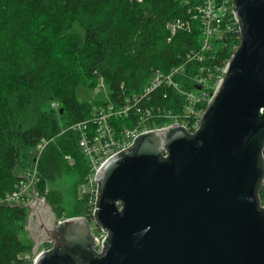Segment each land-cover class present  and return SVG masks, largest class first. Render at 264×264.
<instances>
[{"label": "water", "instance_id": "water-1", "mask_svg": "<svg viewBox=\"0 0 264 264\" xmlns=\"http://www.w3.org/2000/svg\"><path fill=\"white\" fill-rule=\"evenodd\" d=\"M242 42L195 133L179 125L141 134L99 169L97 223L60 226L46 197L30 208L35 264H264V0H234Z\"/></svg>", "mask_w": 264, "mask_h": 264}, {"label": "trees", "instance_id": "trees-1", "mask_svg": "<svg viewBox=\"0 0 264 264\" xmlns=\"http://www.w3.org/2000/svg\"><path fill=\"white\" fill-rule=\"evenodd\" d=\"M194 1L0 0V194L15 188L19 174L32 166L35 148L47 141L39 159L37 188L59 217L84 213L86 200L79 198L78 187L88 163L79 149L78 133L68 127L104 101L81 102L78 82L92 86L102 80L113 101L124 104L144 91L156 69L170 72L183 66L177 79L185 88H194L190 75L214 71L220 59L231 56L223 47L203 62L188 58L199 48V23L193 22L192 32L179 30L176 35L169 24L190 19ZM172 103L182 109L184 98L164 86L138 105ZM260 164L264 166V150ZM72 194L81 200L76 209ZM258 197L263 206L264 176ZM28 211L21 204L0 205V264H10L18 253L32 249L33 240L23 238Z\"/></svg>", "mask_w": 264, "mask_h": 264}, {"label": "built area", "instance_id": "built-area-1", "mask_svg": "<svg viewBox=\"0 0 264 264\" xmlns=\"http://www.w3.org/2000/svg\"><path fill=\"white\" fill-rule=\"evenodd\" d=\"M189 12L190 19L178 18L169 24V29L173 35L179 30L192 32L193 22L199 23L200 31L197 39L199 48L191 50L188 55L190 60L205 61L211 51L218 50L216 46L228 47L231 56L240 47L242 28L235 15L234 0H195ZM230 58L220 59L216 69L214 71L208 69L207 74L202 71L190 75L195 82L194 88H185L177 79L184 71L183 66L173 68L170 72L156 69L144 91L134 95L132 100L128 98L124 104H117L110 98L102 104L94 105L90 116L68 127L78 133V146L88 163V171L79 185L82 191L79 195L86 200L85 212L79 216L86 218L90 224L91 234L97 241L95 251H104V242L109 236V231L99 225L96 218L100 191L97 174L101 166L113 156L132 148L138 137L145 132L175 125L181 126L190 133L197 132L202 125L208 104L225 76ZM204 69L203 67L202 70ZM164 86L176 90L183 96L182 109H175L173 103L172 106L139 107L138 103L141 99ZM100 87L101 85H98V89ZM168 96L166 92L164 98ZM46 145L47 141L35 148L32 166L19 174L20 181L16 183L14 189L6 194H0V205H24L33 201L35 195L46 197L37 188L39 159ZM66 158L71 163L74 162L71 155H66ZM69 218L71 217H58L57 225L60 226ZM33 247L18 253L10 264H35L39 255L52 250L55 243L42 242L36 254L33 252Z\"/></svg>", "mask_w": 264, "mask_h": 264}, {"label": "rangeland", "instance_id": "rangeland-1", "mask_svg": "<svg viewBox=\"0 0 264 264\" xmlns=\"http://www.w3.org/2000/svg\"><path fill=\"white\" fill-rule=\"evenodd\" d=\"M79 30H80V32H82V35L84 37L85 36V31L82 28V26H79ZM220 47L221 46H216V49H219ZM98 85H101L100 89H98ZM76 96L81 102H91V103H93V102H96V101H99V100L106 101V100L110 99L111 98V91H110V88L108 87V85L106 83H104L102 80H99L98 84L94 83L92 86H89V84H87L84 80H81V81L78 82L77 87H76ZM96 105H98V104H96ZM60 119L64 120L65 117H61ZM78 190H79V193L82 194L80 186L78 187ZM79 198H82V197H79ZM79 198L77 196H76V198H74L73 194L71 195L70 202H71V206L73 208H75L77 200L79 202V205H81V200ZM53 209H54V207H53ZM54 211H55V209H54ZM56 214L59 217V214L58 213H56ZM29 215H30V211H28V216H27V221H26V225H25V230H24V233H23L24 234L23 238H24L25 241H28L29 238H30L29 231L27 230V225H28L27 223H28ZM61 215H63V214H61ZM79 215H81V214H78V215H75V216H79ZM33 245H34V242H33Z\"/></svg>", "mask_w": 264, "mask_h": 264}]
</instances>
